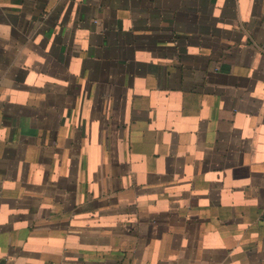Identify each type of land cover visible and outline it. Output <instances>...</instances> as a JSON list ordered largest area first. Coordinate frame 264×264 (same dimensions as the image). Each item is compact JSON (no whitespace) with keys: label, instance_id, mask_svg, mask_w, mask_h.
Returning <instances> with one entry per match:
<instances>
[{"label":"crops","instance_id":"0c3cea01","mask_svg":"<svg viewBox=\"0 0 264 264\" xmlns=\"http://www.w3.org/2000/svg\"><path fill=\"white\" fill-rule=\"evenodd\" d=\"M0 264H264V0H0Z\"/></svg>","mask_w":264,"mask_h":264}]
</instances>
